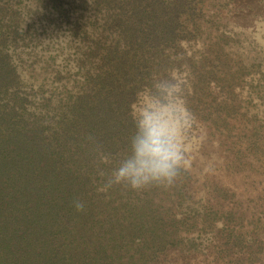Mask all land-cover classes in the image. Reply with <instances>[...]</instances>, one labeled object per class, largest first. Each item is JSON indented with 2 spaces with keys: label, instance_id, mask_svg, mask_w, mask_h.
<instances>
[{
  "label": "trees",
  "instance_id": "16d2710c",
  "mask_svg": "<svg viewBox=\"0 0 264 264\" xmlns=\"http://www.w3.org/2000/svg\"><path fill=\"white\" fill-rule=\"evenodd\" d=\"M220 7L0 0V264H169L172 251V264H189L197 246L216 255L252 237L253 220L238 233L236 217H257L264 235L263 179L252 188L259 212L239 206L246 170L229 183L188 169L169 187L105 186L155 78L183 79L190 111L215 134L228 118L220 106L244 97L246 84L258 85L247 100L264 108V51L218 25Z\"/></svg>",
  "mask_w": 264,
  "mask_h": 264
},
{
  "label": "rangeland",
  "instance_id": "374dc122",
  "mask_svg": "<svg viewBox=\"0 0 264 264\" xmlns=\"http://www.w3.org/2000/svg\"><path fill=\"white\" fill-rule=\"evenodd\" d=\"M212 1L204 0V4L211 6L212 9H215V6L220 7L219 5L214 6V1ZM221 4L224 5L220 7L224 19L220 20L218 25L236 32L242 41L245 40V45H257L264 51V0H230L228 4L227 0H223ZM44 46L45 44L40 48L44 49ZM59 59H63V57H59ZM257 88L259 87L256 83H248L245 86L244 97H237L236 103L228 107L220 106V112L222 115H228V118L224 119L225 121L223 119L220 121V126H226H223L221 132L217 134L211 131L212 127L207 126L210 123L208 120L204 121L200 116H193L194 125L188 141L191 157L189 170L195 177L201 179L206 176L213 178L214 175H221V181L229 183L230 180H233V173L236 170L239 172L246 170L244 176L250 175L251 177L238 178L237 185L240 188L239 206L243 209L248 207L249 212L256 209L259 212L260 207L256 206L255 202H259L260 199L255 197L252 188L261 179L264 180V108L260 107L255 99L247 100V91L257 90ZM138 107L139 103L134 108V113L137 112ZM256 111L259 115L255 118L252 113ZM255 125L261 128L259 134L253 136ZM232 136L234 139L231 138ZM241 145L248 146L241 149ZM237 150L240 151L239 161L241 164H236L234 167V153ZM226 173H229L230 176ZM245 183L247 184L244 186ZM241 218L236 217L235 220L238 233L241 231L245 233L242 222L245 228L248 222L253 220L251 232L255 233L252 237H248L247 241L244 240L246 244L237 241L233 249L231 243L227 247L218 246L215 249L218 252L216 255H212L214 251L212 247L207 251L203 244L197 246L194 253L186 255L183 259L190 258L189 264H264V235L259 234L261 231L258 229L260 227L258 219L257 217L249 220ZM216 242L220 243V241ZM230 252L234 253L233 263L230 260ZM174 253L172 251L169 255L171 259L169 264H172L177 256Z\"/></svg>",
  "mask_w": 264,
  "mask_h": 264
},
{
  "label": "clouds",
  "instance_id": "9594fccd",
  "mask_svg": "<svg viewBox=\"0 0 264 264\" xmlns=\"http://www.w3.org/2000/svg\"><path fill=\"white\" fill-rule=\"evenodd\" d=\"M185 90L186 82L169 74L155 78L140 94L130 152L107 177L106 187L124 185L136 191L153 185L169 187L190 168L188 141L194 117ZM73 205L84 210L78 199Z\"/></svg>",
  "mask_w": 264,
  "mask_h": 264
}]
</instances>
